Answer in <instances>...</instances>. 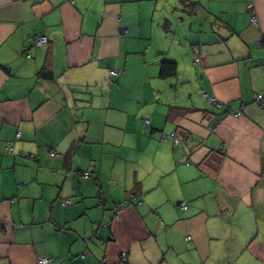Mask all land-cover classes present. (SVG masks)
Segmentation results:
<instances>
[{
  "label": "crops",
  "instance_id": "obj_1",
  "mask_svg": "<svg viewBox=\"0 0 264 264\" xmlns=\"http://www.w3.org/2000/svg\"><path fill=\"white\" fill-rule=\"evenodd\" d=\"M263 40L264 0H0V264H264Z\"/></svg>",
  "mask_w": 264,
  "mask_h": 264
},
{
  "label": "built area",
  "instance_id": "obj_2",
  "mask_svg": "<svg viewBox=\"0 0 264 264\" xmlns=\"http://www.w3.org/2000/svg\"><path fill=\"white\" fill-rule=\"evenodd\" d=\"M252 7V21L257 23L259 18H258V14L256 12H254V9H253V5H251ZM48 41V38L46 35H37L35 38H34V42L37 46H42L44 45L46 42ZM262 44H264V40L261 42ZM27 56H30V54H28ZM111 74L112 75H117L119 74V71L117 69H113L111 70ZM207 96V95H206ZM208 97V96H207ZM210 99V98H209ZM212 101H214V103L216 105H222V102H220L219 100H217L216 98H211ZM256 101L264 106V93H259L257 96H256ZM228 107V110L229 112L233 113L235 116H240L242 115L243 113V109H239V110H231V108L229 106ZM206 113V112H204ZM146 123H149V119H146L145 120ZM219 122V118L216 119V123ZM20 136V134L18 135V137ZM171 136L174 138V141H175V144H180L182 143L183 139H186V140H190L191 137L189 134H185L183 135L182 137H180L178 134L176 133H172ZM9 149L11 151H13V146H8ZM52 156H55V152H52L51 153ZM90 175V171H86L84 172V176L85 177H89ZM127 198H126V201L122 204H119L117 206V208L114 210V214H115V217H117L122 209V207L125 205V204H128L130 202L133 201V199H137L140 201V193L137 191V190H132V191H128L127 194H126ZM64 203L66 204H71V200L68 198V199H64L63 201ZM182 208L186 209L187 208V204L185 202H183L181 204ZM128 252L127 251H124L122 252V256H121V259L123 262H127L128 261ZM50 263V259L48 257H41L39 259V264H49Z\"/></svg>",
  "mask_w": 264,
  "mask_h": 264
},
{
  "label": "trees",
  "instance_id": "obj_3",
  "mask_svg": "<svg viewBox=\"0 0 264 264\" xmlns=\"http://www.w3.org/2000/svg\"><path fill=\"white\" fill-rule=\"evenodd\" d=\"M169 64H171V63H169ZM145 122H146V121H145ZM147 124H149V123H147ZM185 134H188V133L184 132V133L182 134V136L185 135Z\"/></svg>",
  "mask_w": 264,
  "mask_h": 264
}]
</instances>
